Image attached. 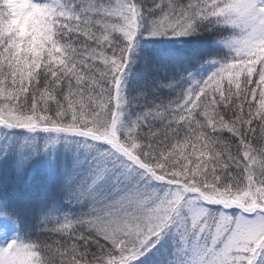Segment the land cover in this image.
<instances>
[{"label": "snow or ice", "instance_id": "snow-or-ice-1", "mask_svg": "<svg viewBox=\"0 0 264 264\" xmlns=\"http://www.w3.org/2000/svg\"><path fill=\"white\" fill-rule=\"evenodd\" d=\"M0 264H264V0H0Z\"/></svg>", "mask_w": 264, "mask_h": 264}]
</instances>
